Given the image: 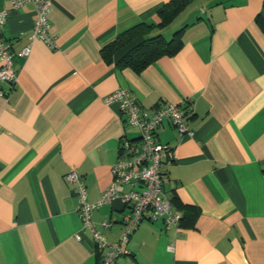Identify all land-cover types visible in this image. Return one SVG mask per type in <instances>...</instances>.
I'll return each instance as SVG.
<instances>
[{"label":"crops","instance_id":"obj_1","mask_svg":"<svg viewBox=\"0 0 264 264\" xmlns=\"http://www.w3.org/2000/svg\"><path fill=\"white\" fill-rule=\"evenodd\" d=\"M169 1L53 0L57 47L35 39L27 57L14 55L16 84L0 81L8 91L0 97V264H101L65 175L77 172L90 203L111 184L120 139L138 138L118 105L104 102L119 88L143 109L179 105L191 133L167 121L157 129L174 151L160 170L179 227L143 220L115 264H264V0H193L147 35L183 29L181 48L141 72L117 62L142 37L102 58L119 33L158 24ZM9 7L0 0V10ZM35 18L31 3L10 11L2 38L12 54L28 44ZM129 214L117 196L91 211L92 226L118 242Z\"/></svg>","mask_w":264,"mask_h":264},{"label":"built area","instance_id":"obj_2","mask_svg":"<svg viewBox=\"0 0 264 264\" xmlns=\"http://www.w3.org/2000/svg\"><path fill=\"white\" fill-rule=\"evenodd\" d=\"M9 8L0 10V81L13 87L17 82V73L13 68V57H27L31 52V42L39 39L49 48L57 47L55 37L50 31L48 19L53 0H7ZM26 3L34 5L36 18L32 25L29 42L16 54L9 50L10 46L2 38V32L11 10ZM0 87V97L7 95ZM106 104H117L125 122L138 131L137 139L122 137L118 146V157L111 167L112 182L105 188L96 203L87 200L86 187L76 171L70 170L65 180L73 185L78 196V215L85 229H90L98 251L103 256L101 264H115L116 258L127 253L121 247L126 244L132 231L143 220L151 222L163 221L166 229L178 228L181 213L165 195L164 177L160 170L163 157L167 162L174 159L173 149L162 143L157 136V129L163 121L174 127L179 135L191 133L184 120V115L177 104L163 103L150 109H143L137 99L127 88H119L104 98ZM128 184L134 187L127 192H118L117 188ZM119 196L129 206L130 214L123 219V230L118 242H108L100 231L92 226L91 211L100 204ZM103 221L101 226L108 227Z\"/></svg>","mask_w":264,"mask_h":264},{"label":"trees","instance_id":"obj_3","mask_svg":"<svg viewBox=\"0 0 264 264\" xmlns=\"http://www.w3.org/2000/svg\"><path fill=\"white\" fill-rule=\"evenodd\" d=\"M192 1L170 0L159 9L158 16L160 22L158 24L140 23L119 33L114 40L101 48L102 58L105 61H109L114 53L130 45V43L140 37L143 38L142 41L132 46L121 56L117 62L118 66L129 67L136 72H141L159 57L174 55L182 46L181 34L183 29L174 32L170 39H165L162 34L153 37H147V35L155 27L160 28L168 25Z\"/></svg>","mask_w":264,"mask_h":264},{"label":"rangeland","instance_id":"obj_4","mask_svg":"<svg viewBox=\"0 0 264 264\" xmlns=\"http://www.w3.org/2000/svg\"><path fill=\"white\" fill-rule=\"evenodd\" d=\"M170 37H168V39H169Z\"/></svg>","mask_w":264,"mask_h":264}]
</instances>
